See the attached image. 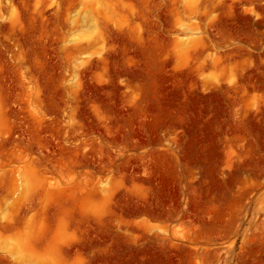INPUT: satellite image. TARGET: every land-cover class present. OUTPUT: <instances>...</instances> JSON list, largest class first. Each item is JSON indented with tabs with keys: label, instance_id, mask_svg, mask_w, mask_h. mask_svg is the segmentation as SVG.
Returning <instances> with one entry per match:
<instances>
[{
	"label": "rangeland",
	"instance_id": "1",
	"mask_svg": "<svg viewBox=\"0 0 264 264\" xmlns=\"http://www.w3.org/2000/svg\"><path fill=\"white\" fill-rule=\"evenodd\" d=\"M0 264H264V0H0Z\"/></svg>",
	"mask_w": 264,
	"mask_h": 264
}]
</instances>
